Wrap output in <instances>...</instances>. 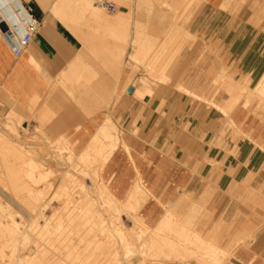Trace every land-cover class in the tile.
<instances>
[{"label": "crops", "instance_id": "1", "mask_svg": "<svg viewBox=\"0 0 264 264\" xmlns=\"http://www.w3.org/2000/svg\"><path fill=\"white\" fill-rule=\"evenodd\" d=\"M23 1L33 7V14L41 21V27L33 34L28 46L17 56L13 54L9 44L2 37L0 39V93L11 97L20 107H26V104H29L28 101L32 100L29 96L32 94L36 96H33V99L34 97L46 99L56 81L61 83L66 78L68 71L72 68L71 62L75 59L80 48L78 40L68 29L83 27L84 25L77 24L76 21L81 16L84 17L85 11L92 13L94 11L92 6H95L99 0H71L69 5H63L64 7H61L63 11L79 12L76 13L77 18L70 21V25L63 22L64 19H61L59 14L54 15L55 13H52L50 7L53 5V0H48L47 10L45 8L43 10L40 2H36L37 0ZM121 1L123 2V9L119 19H117L118 16L115 18L103 17L102 19L88 17L96 23L97 27L102 29L103 34L106 32L108 36L114 35L116 37L115 29H118L119 38L121 34L125 36L126 31L123 29L126 26L123 19L124 13L126 16V12H136L137 9L135 0L132 3H126V0ZM224 1L204 0L201 6L193 3L188 13L182 14L181 17L187 20V15H192L189 32L196 35L198 39L204 41L211 39V41L219 42L224 52L229 55L230 65L237 69L240 74L247 76L250 85H254L255 81L264 74V14L263 19L261 17L255 18L256 12L264 13V0H260L257 5H254L252 0H248L242 5L238 3L239 0H232L228 10L222 9L220 6ZM65 7L69 9L65 10ZM57 11L59 10L57 9ZM60 11L62 10L60 9ZM115 14L114 12L108 16ZM93 15L94 17L98 16ZM143 22V19L138 22L136 20L135 28L140 26L143 28L154 27L147 22L143 24ZM174 25L175 23L170 24V22L168 24L169 27ZM96 26L87 25V27ZM159 28L165 29L164 27ZM147 32L145 33L144 30L143 33L149 34ZM102 37L98 40L99 46H94V50L112 51V46L106 45V43L110 44L111 41ZM133 37L132 34L131 39ZM119 42L121 43V40ZM116 49L120 53L121 50L126 52L122 45ZM113 57L115 58L113 60L115 65L116 55ZM99 58L103 60L102 56ZM120 59L118 60L119 65H121ZM87 66L88 64L83 65V70L74 80L77 88H83L82 91L85 93L90 90L85 85L88 83L92 85L91 73L86 68ZM97 69L99 72L93 70L92 74L108 75L105 70ZM168 69L167 76L172 84L162 85L160 88L153 87L154 95L148 100L133 99L132 93H127L129 87H132L134 91L133 86L125 84L127 77L132 76L131 71H120L117 74L114 79L120 80L118 91L122 94L126 91L128 96L124 101L128 107V112L122 116V126L113 121L105 110L89 117L77 114L75 116L61 114L57 115L55 119L64 127L65 134L74 144L76 151L82 149L91 135L99 131L101 126L108 125V129L112 125L117 127L122 141L129 151L125 153L126 148L123 143H120L108 161L99 165L101 177L107 183L111 193L120 201H127L133 185L140 180L141 185L149 192V196L139 209V214L151 225H154L165 213L160 202L174 204L179 199H183V204L190 205L194 203L191 197L202 196L206 192L204 188H206L208 181L201 179V177H207L213 170L212 163H215V169L220 174L215 181L216 191L214 200L211 202L216 208L214 220L219 224L222 222V204L227 201L224 198V192L231 183H240L245 178L254 176L253 182L249 184L248 188L254 190L258 187H264V121H260L238 106L231 113V117L237 124L243 125L250 132V138L241 139L238 142V151L235 155L224 152L223 149L212 145L211 130L214 126L212 120L219 119V117H213L219 110L206 108L198 103L200 100L194 99L192 95L188 94L197 95L218 105L219 103L216 101L197 94L198 89L203 92L216 91V88L211 87L213 78L210 80V85L206 82L205 85L201 82L183 84L177 76L169 75ZM262 69L263 72L260 74L259 71ZM139 74L136 73L135 75ZM196 80L189 81L196 82ZM178 87L183 90L178 89ZM103 90L106 91V94L103 91L102 98L99 96L97 100L93 98L92 100L82 96L79 101L87 104L94 101L100 103L106 98L110 109H115L121 103V99H117L116 95L114 99L111 98V88L107 87ZM114 90L116 91V89ZM71 91L73 92V90ZM223 91L225 92V90ZM64 93L62 90L57 92L56 101L64 102L66 109L76 108L75 104L71 103L75 107L69 104L70 102ZM211 107L214 108L213 105ZM160 108L162 109L161 112L159 111ZM143 109L145 110L139 115ZM104 120L105 122L100 124ZM77 123L80 126L75 129L74 125ZM134 123H137L139 128V133L136 135L127 129ZM124 127L126 130L123 132ZM90 183L87 186L90 187ZM186 196L190 197V201L184 200ZM204 201L207 202V200ZM234 210L235 207L232 205L230 208L231 217ZM227 230L233 235L239 231L252 233L256 239L253 250L264 257V232L262 233L263 237L257 239V228H254L245 219H239L238 222L233 220L232 225ZM235 255L236 261L241 264H264V260L255 254L240 253L237 250Z\"/></svg>", "mask_w": 264, "mask_h": 264}, {"label": "bare ground", "instance_id": "2", "mask_svg": "<svg viewBox=\"0 0 264 264\" xmlns=\"http://www.w3.org/2000/svg\"><path fill=\"white\" fill-rule=\"evenodd\" d=\"M22 1L0 0V18L8 23L12 19L19 20L21 11L18 9V5H21ZM38 1L42 5L43 10L48 8V0H37L36 2ZM70 1L53 0V5L50 7V10L53 11L50 12L55 13L54 15L59 14L62 17L60 18L64 19L63 22L69 25L71 24L70 21L77 18L76 13L69 12L68 7L70 6L65 7V10L68 11H63L61 7H64ZM197 2L199 0H191L190 4ZM190 4L188 3V8L191 7ZM220 6L222 9H227L228 7L225 2L222 5L220 4ZM93 14L94 12L90 13L89 16L92 17L94 16ZM119 15L117 19L120 18ZM94 18L102 19L103 17L95 16ZM175 27L177 28L178 26ZM178 29L170 31V35H167L168 39L169 37L173 39L178 34L180 36L181 32V38L183 36L182 39H184V33L187 30L180 26ZM137 32L140 34L141 29ZM174 32L177 34L176 36ZM145 33L143 35L147 39ZM172 33L174 34L171 35ZM186 33H188L186 35L189 38L193 36L188 31ZM187 36L185 37L187 38ZM1 37L2 34L0 32V39ZM137 38L139 37L135 39L137 40ZM140 38L137 41H133V53L131 52L129 57L131 59L127 64L135 62L140 66L146 67L148 70L147 76L155 79L154 81L157 82L156 87L158 88L162 85L172 84V81L167 76V69L173 58L172 56L176 51H179L183 40L181 41L180 37H176V40L173 39L174 45L169 44L173 50H169V46L163 45L162 50L164 53L152 56L149 55V52L154 47L151 45L153 41H151L149 36L147 40L142 39L144 37ZM171 38L169 41L172 40ZM175 41L181 42H176L175 44ZM170 53L173 55L170 56ZM224 70L218 77H213V84L220 83L219 77L221 78L224 74ZM147 79L141 78L138 86L128 84L134 87V91L132 87H129L127 93H132L131 97L137 100L148 98L152 88L148 85ZM116 82L114 89L118 91L120 80L116 79ZM129 82L130 77H127L125 84L127 85ZM222 82L221 86L227 93V97L223 100V105H216L197 95L188 94L192 95L194 99L203 100L205 103L213 105L223 116L230 117L231 123H234L231 113L238 107L240 97L235 87L229 83L230 81L222 80ZM56 84H58L57 81L46 99L38 100L39 97L35 98L36 96L32 94L29 96L32 100L28 101L29 104H26L27 110H33V117H35L39 126L50 133H54L57 127L52 120L55 117L54 115H56L55 113L75 116L76 114L79 115V112L75 110L76 108L85 107V104H75L77 107L74 110L70 109V111L69 108L66 109L67 107H64V102H57L55 95L62 88L60 87L61 89H59ZM256 85V90L259 92L258 95L262 96L264 94V80L258 81ZM114 89L113 91H115ZM178 89L183 90L180 87ZM74 93H70L69 97H77ZM120 94L119 96L117 95L118 99H122L123 94ZM83 95H86L84 91ZM33 96H35L34 99ZM251 98V96L247 95L244 99L245 101H242L243 104L248 105L246 102L248 103ZM71 106L73 107L74 105L71 104ZM66 116L63 117L67 118ZM17 122L24 123L20 120H17ZM67 122L69 121L67 120ZM1 125L2 127L7 126L9 129H12L13 126H10L9 123L3 125L0 122V264H99L96 260L102 256L107 257V264H121L122 260L128 261L137 256L141 257L140 262L138 260L134 264H144L145 260H155L154 258H157L161 264H225L224 262L228 256L236 258L235 253L237 250L244 253V249L248 247L249 239H254L252 233H245V231H239L235 235L231 234L227 230L232 225L230 221L229 224L223 221L226 224L225 226L222 225L225 227L223 230L215 226L216 228H212L202 235V230L210 219L209 214L204 212V206L195 203L190 205L183 204V199H179L171 207H167L160 202L164 207L165 213L163 212V216H160L161 219L150 226L139 214V209L149 196V192L141 185L140 180L132 187L127 201H120L114 197L107 183L102 179L99 168L93 170L91 175L92 185L90 187L84 183L79 184L78 187L82 190L73 192L74 185L58 184L59 178L54 170L50 166L43 167V161L46 159L44 157L45 154L36 152V144L29 142L30 140L24 141L18 132L12 136V134L8 133L7 128L1 129ZM107 126H101L99 131L91 135L89 141L83 146L84 148L95 149L94 156L88 153L89 150L84 153L81 152L82 154H77L80 156L77 161L75 156L68 155V162L73 167H75L74 161L82 165L80 170L83 174H87L89 167L95 163H106L117 146L123 143L117 129L113 125L110 126V129ZM13 132H15V129ZM60 138L65 143L64 149L74 148V144L69 142L65 133ZM124 146L127 149H125L126 153L129 150L126 145ZM97 156L101 157V159H98ZM65 157L62 152L54 154V158L57 161L63 162ZM102 160L105 162H102ZM14 163L17 164L14 165ZM8 189L11 195L8 193ZM4 197H7L8 201L3 200ZM45 197L47 198L46 202H42V205L40 203L37 204V201L40 200L41 202ZM184 200L190 201V197H184ZM55 202L58 203L56 208L54 206ZM10 203L21 207L22 212L24 211L26 214V219L24 220L28 219L27 223H25L26 221L21 223L15 220ZM48 211H51L49 216H47ZM124 216L127 219L128 217L131 218L133 221V228L137 230L135 233L131 234L125 230L122 222V217ZM39 218L44 219L42 225L37 222ZM110 239L113 241L111 245H116L112 251H110L111 246H108ZM73 241L78 244L76 254L72 256L76 263H73L71 259L56 256L55 253H58L61 247L69 250V245ZM224 241L226 242V245L224 244L225 247L222 246ZM28 244L30 246H27ZM23 248H26L28 256L21 255ZM90 258H94V263L89 262Z\"/></svg>", "mask_w": 264, "mask_h": 264}, {"label": "rangeland", "instance_id": "3", "mask_svg": "<svg viewBox=\"0 0 264 264\" xmlns=\"http://www.w3.org/2000/svg\"><path fill=\"white\" fill-rule=\"evenodd\" d=\"M110 1L114 2L116 5V11H115L116 14L114 16H108L110 13H105V11L103 12V10L100 11L99 9L96 8V6H92L90 3V5L92 6L94 10L93 11L94 14L100 17L115 18L120 13H122V9H123L122 3L123 2L121 0H110ZM126 1H127L126 3L134 2V0H126ZM135 1H136V9H137L136 12H132V11L126 12L127 13L126 16L124 13L123 19L126 22V26L123 29H125L126 31L125 36L121 34V37L119 38L118 29H115L117 33L116 37H114V35L108 36L106 32H104L103 34L102 29L97 27L96 23L92 19H90V18H94V16L88 18L90 11H85L84 17L81 16L76 21L77 24L84 25L83 27L80 26V27L68 29L73 33L75 39L78 40L79 42L78 46L80 48H79V52L77 53L75 59L71 62L72 68L68 71L66 78L63 79L61 83L57 82L58 84H56V86H58L59 89L62 88L61 90L64 91L66 95L68 94L67 95L68 102L73 103V104H78V105L85 104V107L82 108L80 106L78 108L79 110L77 108L72 109V110L75 109L76 111H78L79 115L89 117V116H92L93 114H97L98 112L105 110L106 113H109V116L113 119V121L118 122L119 125L122 126V116L126 115L128 112V107L124 103V101L128 97L126 91L123 92L121 103L115 109L113 108L110 109V105L109 106L107 105L106 98L104 101H101L100 103H98L97 101H94V102H88L87 104L86 102L79 101V99L82 97L83 89L77 88L78 86L75 84L74 80L75 78H77L79 72L83 70L82 68L84 64L85 65L88 64L86 68L91 73L90 79H91L92 85L91 83H88L87 85H85L87 88H90V90L86 92L85 96L83 95V98L88 97L90 99L93 98L95 100H97L99 96L100 98H102L101 94L103 93V91H105L103 89H106L107 87L111 88L110 96L112 99H114L115 95L116 96L121 95L119 91H113V88L117 84L114 78L117 76V74L120 71L122 72V71L128 70L132 72V76H130V82L127 83V85L134 84L138 86L141 78H146V79L148 78L147 79L148 85H150L152 88L148 98L144 99V100H148L154 95L153 87L157 86V82L154 81L155 79H153V77L147 76L148 70L146 67L140 66L135 62H131L130 64H127V62L131 59L129 58L131 52L133 53V41L136 40L135 39L136 37H139V38L144 37L142 39H145V36L142 34V31L144 30L148 31L149 34H146L147 35L146 37L147 39H148V36L151 38V41L153 42H151L152 44L151 43L150 44L154 46L153 49L149 52V55H152V56L154 54L160 55L164 53V51L162 50L163 45H166L167 47L169 46V50H170L172 49L171 48L172 46L169 44L171 43L172 45H174L173 39L176 40V37L181 38L182 32L180 36L179 34L178 36H176L177 34L174 32L176 37L173 39L169 37V39L170 38L172 39L171 41H169L168 36L170 35L169 33L170 31L172 32V30L175 31L176 29L179 30L178 27L180 26V27H184L189 32V27L191 23L190 17L192 15H187V20H184L181 17V15L188 13V10L190 8V7L188 8V3L190 4L191 0H135ZM203 1L204 0H199V2H197L196 4H199L198 6H201ZM247 1L248 0H239L238 3L242 5L246 3ZM224 2H225V5L228 6L227 9L225 10H228L230 8L229 5L232 3V0H225ZM259 2L260 0H252V3L254 5L259 4ZM76 13H79V12H76ZM162 14H165L166 16L165 15L162 16ZM263 14H264L263 12H256L255 18L259 19L261 17V19H263ZM141 19L144 20L143 24H146L147 22V24L152 25L154 27L144 28V29L143 27L135 28L136 20L138 22ZM169 22L170 24L175 23V25L172 27H169L168 26ZM87 25L88 26L95 25L96 27H87ZM162 26L165 29L159 28V27L163 28ZM175 26H178V27L176 28ZM139 28L141 29L140 34L139 32H137V31H140ZM161 31H163L164 33H162ZM178 32L180 33V31ZM186 32L185 33L183 32L185 36H187L186 34H188ZM174 33H172L171 35H173ZM132 34L134 35V37L131 39ZM102 35L104 36L102 37ZM192 35L193 36L190 38L189 36H187V38L184 36V39H182L183 38L182 36V38L180 39L181 41L183 40L182 42L175 41V44L176 42L177 43L181 42V49L179 51H176L174 55L172 54L173 52L170 53V56L173 55L172 56L173 58L170 62L171 66L169 65L170 68L168 69L169 75L173 77L177 76L180 79V81H182L183 84L185 83L198 84L201 82L205 85V82H206L208 85H210L211 84L210 80L214 76L218 77L219 75H221L222 74L221 72L223 71V69H225L224 74L221 76V78L219 77L220 83H216V84L212 83L211 85L212 88H216V91L213 89L214 91L210 90L209 92L208 91L203 92L200 89H198L197 94L201 95L202 97L205 96V98L212 99L216 101L217 103H219V105H223V100L227 97V93L223 91L224 89L221 86L223 83L222 80L227 81V82L230 81L229 83L232 84L235 87L238 94H240L238 106L240 108L242 107L249 114L260 119V121H264L263 120L264 118V98L263 96L264 94L262 95V97L258 95L259 92L256 90L257 85L255 86V84L258 81L264 80V74L255 81L254 85H250V80L248 79V77L240 74V72L237 69L233 68L230 65L229 55L224 52V49L222 48L221 45H219V42L211 41V39H207L206 41H204L203 39H198L196 35L194 34ZM100 37L108 41H111L110 44L106 43V45L109 47L112 46L111 48L112 51L103 50L102 52L99 50H94V46L95 47L99 46L98 40L100 39ZM139 38H137V40ZM119 40H121V43L119 42ZM121 45L126 49V52L121 50V53H120V51L116 49L118 46H121ZM88 47H89V53H88ZM114 55H116L115 65L113 61L115 60V58L113 57ZM99 56H102L103 60L100 59ZM119 58H121L120 59L121 65L118 64ZM124 62H126V64H124ZM97 68L101 70H105V72L108 75L101 76L98 74L96 75L92 74L93 70L96 72H99ZM259 72L260 74H262L263 69ZM136 73H140V74L136 76L135 75ZM192 79H197V80L196 82L189 81ZM71 90L75 92L74 95H77V97L76 96L69 97L70 96L69 92H72ZM104 93L106 94V91ZM247 95L251 96L252 98L251 100L248 101V103L246 102V104L248 105H244L242 101H245L244 99L246 98ZM70 98H73V99H70ZM116 98L118 99V97ZM38 100L40 99L38 98ZM140 100H143V99H140ZM198 103L201 105H204L208 109L216 110L215 108L211 107L210 104L205 103L203 100ZM144 110L145 109H143L139 115H141ZM161 110L162 109H160L159 111L161 112ZM55 114L56 115H54L55 117L52 120L54 121L53 124L57 126L56 131L54 133H50L42 129L39 126L35 117H33L32 109L27 110V106L20 107L12 100L11 97L4 96L0 93V122L3 125L9 123L10 126L12 125L14 126V127L12 126V129H9L7 126L2 127L1 125V129L4 130V127L7 128L8 133L12 134V136H14L16 132H18L20 134L19 136L24 141L30 140L29 142H33L34 144H36L35 146L36 152L45 154L44 157L46 159L43 161V167L50 166V168L54 170V172L58 175V178H59L58 184L60 183L67 184V185L72 184L74 185L73 192H80L82 189L78 187V185L83 184V183L86 185H89L90 182H91L90 185H92L91 175L93 174V170L96 168H99V165H101L102 163L100 162L99 164L95 163L91 165L89 167V172L87 174H83L80 170L82 168V165L76 162L78 164L77 165L74 161L75 167H73V165L70 162H68L67 157L70 154L73 157L75 156V160L77 161L80 158V156H78L77 154H82L85 151L89 150L88 153L91 156H94L93 154H94L95 149L84 148V147H82V150L80 149L78 151H76V148L75 149L74 148L64 149L65 143L63 140H61L60 136L63 133H65V130H64V127L61 126L55 119L57 115L59 114L58 113H55ZM213 117L214 118L219 117V119L212 120L213 121L212 124L214 125L211 130V134L213 136L212 145L223 149L224 152L228 154L235 155L236 152L238 151V142L241 139L250 138V132H248L246 128H244L243 125L237 124L233 119L232 120L234 123H231L230 117L228 118V117L223 116L219 111L218 113L214 114ZM17 120H20L24 123H19L17 122ZM104 122L105 120L100 124H103ZM78 126H80V124L77 123L74 125V128L78 129ZM14 129H15V132H13ZM115 129H117L116 126H115ZM127 129H129L131 133L134 135L139 133V128L137 126V123L132 124ZM124 130H126L125 127L123 129V132ZM68 140L70 142L69 138ZM57 152L58 153L62 152L63 155L66 156L64 158L65 161L63 162L57 161L56 158H54V154L55 153L57 154ZM97 158L101 159V157L99 156H97ZM102 162H105V161L102 160ZM16 164L17 163H14V165ZM215 166L216 164L212 163L213 170L209 173V175H207V177H203V178L201 177V179L208 181L206 188H204V191L206 190V192L200 197L199 196L198 197L195 196L193 198L191 197L194 203L198 205L200 204L204 205L206 208L204 212H207L210 216V219L208 220L209 225L207 223L206 226H204V229L202 230V235L208 232V230H211L212 228H216V227H219L220 229L222 228L223 230L225 227H223L222 225L225 226L226 224H229L233 220L235 222L236 221L238 222L239 219H245L250 224H252L254 228H257V232H258L257 239L261 238L262 233L264 232V187H258L257 189H254V190H252L251 188L250 189L248 188L249 184L253 182L254 176L247 177L240 183H231L229 188L226 189V191L224 192V198H226L227 201L222 204V209H221L222 210V222L224 221L226 224H224V222L223 223L220 222L219 224L215 225L216 222L214 220V215L216 212V208H215L214 203L211 201L214 200V195L216 191V187H214V185H215V181L218 179V176L220 174L215 169ZM100 173H101V170H100ZM64 175L66 176L63 178ZM199 176L200 175L198 174V177ZM9 189H8V193L11 195V192ZM46 199L47 198L45 197L42 199L41 202L40 200L37 201V204L40 203V205H42L43 204L42 202L44 201L46 202ZM3 200L8 201V198L4 197ZM204 200H207V202ZM164 205L167 207H171L173 204L164 203ZM232 205L235 207V210L233 211V216L231 218L230 208L232 207ZM54 206L56 208L58 206V203L55 202ZM10 208H12L11 210L13 211V217L16 218L15 219L16 221L21 222V223L25 221H26L25 223L28 222V219L24 220L26 219V214L24 211L22 212V209L19 205L10 203ZM50 214H51V211H48L47 216H49ZM122 219H123L122 222L125 226V230L128 233L133 234L137 231L135 228H133V224H132L133 221L131 220V218L128 217L127 219V217L124 216L122 217ZM37 222L40 225H42L44 223V219L42 220V218H39ZM149 225L152 226L151 224ZM111 242L113 241L111 240L108 242V246H111L110 251H112L116 246V245H111ZM255 242H256V239L250 238L247 243L248 247L247 249H244V251L251 255L255 254L256 256L264 260V257H262L260 254H258V252L253 250ZM225 243L226 242L224 241L222 245L223 247H225L226 245ZM27 246H30V244H28ZM27 246L26 248H28ZM77 247H78L77 242L73 241V243L69 245V250L68 249L65 250L64 247H61L60 248L61 250L60 249L59 251L56 250L58 251V253L56 252L55 254L56 256L60 258L61 257L65 259L68 258L69 260L71 259L73 263L74 262L76 263V260L73 259L72 256L76 254ZM26 248L22 249L24 252L22 251L21 255L28 256V252L26 251ZM240 253L242 252L240 251ZM140 259L141 257H138V256L133 257L128 261L122 260L121 264L122 263L123 264H134V263H137L138 260L140 262ZM154 259L155 260L147 259V261L146 260L144 261V264L146 263L147 264H161V262L157 258H154ZM94 261H95L94 258L89 259V262L91 263L92 262L94 263ZM96 261L99 264H107L108 259L106 256H102ZM224 263L225 264H241L236 261L235 257H231V256H228ZM2 264H6V263H2Z\"/></svg>", "mask_w": 264, "mask_h": 264}, {"label": "built area", "instance_id": "4", "mask_svg": "<svg viewBox=\"0 0 264 264\" xmlns=\"http://www.w3.org/2000/svg\"><path fill=\"white\" fill-rule=\"evenodd\" d=\"M95 6L110 14L116 11L115 3L107 0H99ZM18 9L21 11L19 20L12 19L8 23L0 18V23H4L7 27L5 32L0 30L2 39L9 44L15 56L22 53L30 43L33 34L41 27V21L34 16L33 7L30 4L22 1Z\"/></svg>", "mask_w": 264, "mask_h": 264}, {"label": "water", "instance_id": "5", "mask_svg": "<svg viewBox=\"0 0 264 264\" xmlns=\"http://www.w3.org/2000/svg\"><path fill=\"white\" fill-rule=\"evenodd\" d=\"M0 30L2 32H5L7 30V27H6V25L4 23H0Z\"/></svg>", "mask_w": 264, "mask_h": 264}]
</instances>
